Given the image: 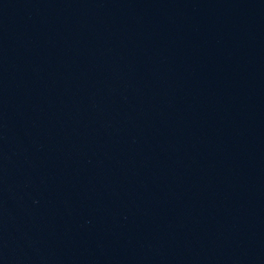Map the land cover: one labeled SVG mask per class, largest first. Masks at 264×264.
I'll return each instance as SVG.
<instances>
[{
	"label": "water",
	"instance_id": "obj_1",
	"mask_svg": "<svg viewBox=\"0 0 264 264\" xmlns=\"http://www.w3.org/2000/svg\"><path fill=\"white\" fill-rule=\"evenodd\" d=\"M0 264H264V0H0Z\"/></svg>",
	"mask_w": 264,
	"mask_h": 264
}]
</instances>
